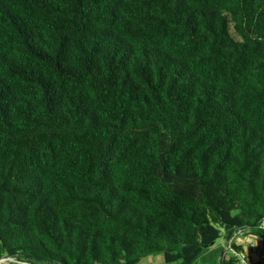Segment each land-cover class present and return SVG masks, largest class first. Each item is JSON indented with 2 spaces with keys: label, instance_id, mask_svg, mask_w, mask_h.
Listing matches in <instances>:
<instances>
[{
  "label": "trees",
  "instance_id": "obj_1",
  "mask_svg": "<svg viewBox=\"0 0 264 264\" xmlns=\"http://www.w3.org/2000/svg\"><path fill=\"white\" fill-rule=\"evenodd\" d=\"M217 227L264 237V0H0V258L195 264Z\"/></svg>",
  "mask_w": 264,
  "mask_h": 264
},
{
  "label": "crops",
  "instance_id": "obj_2",
  "mask_svg": "<svg viewBox=\"0 0 264 264\" xmlns=\"http://www.w3.org/2000/svg\"><path fill=\"white\" fill-rule=\"evenodd\" d=\"M226 233V231H225ZM233 240L232 242H235L238 246L241 247L242 253H244L248 259L253 260L255 263H264V237H258L257 235L253 234L249 229L244 230H233V234L231 236H227L226 246H228L229 240ZM215 242L213 243V245ZM211 246V248L213 247ZM230 247V246H229ZM229 247L226 248L225 251H232L229 249ZM163 257V256H162ZM148 257V261H156L157 264L160 262V256H157L156 258ZM139 263V262H138ZM137 263V264H138Z\"/></svg>",
  "mask_w": 264,
  "mask_h": 264
},
{
  "label": "rangeland",
  "instance_id": "obj_3",
  "mask_svg": "<svg viewBox=\"0 0 264 264\" xmlns=\"http://www.w3.org/2000/svg\"><path fill=\"white\" fill-rule=\"evenodd\" d=\"M217 228L220 230L221 236L220 237H217L214 240L215 244L213 245V247L210 248V249H208V250H206L201 255V257L199 259H197V261L195 262V264H207L211 260V257H210L211 252H214L216 249H221L222 250L221 252H223L224 246L226 244L227 236L225 234V230L224 229H221L219 227H217ZM232 241L233 240H231V239L229 240V242L227 244L228 246H226L225 249L230 246V244L232 243ZM226 254L229 255L230 253L227 251ZM157 256H160V262L158 264H164V260H163V257H162L161 254H157V255H147L144 258H141L139 260V263L138 264H157V262L155 260L152 261V262H149L148 259H147L148 257L156 258ZM152 258H150V259H152Z\"/></svg>",
  "mask_w": 264,
  "mask_h": 264
},
{
  "label": "built area",
  "instance_id": "obj_4",
  "mask_svg": "<svg viewBox=\"0 0 264 264\" xmlns=\"http://www.w3.org/2000/svg\"><path fill=\"white\" fill-rule=\"evenodd\" d=\"M232 255L237 258V264H252L249 262V260L245 257V255L241 253H236L234 251H231ZM0 264H32L30 262L21 260L19 258H16L14 256H4L0 258ZM258 264H264V263H258Z\"/></svg>",
  "mask_w": 264,
  "mask_h": 264
},
{
  "label": "water",
  "instance_id": "obj_5",
  "mask_svg": "<svg viewBox=\"0 0 264 264\" xmlns=\"http://www.w3.org/2000/svg\"><path fill=\"white\" fill-rule=\"evenodd\" d=\"M232 234H233V231L229 234V236H231ZM225 250H226V249L224 248V249H223V252H224ZM223 252H222V253H223Z\"/></svg>",
  "mask_w": 264,
  "mask_h": 264
},
{
  "label": "clouds",
  "instance_id": "obj_6",
  "mask_svg": "<svg viewBox=\"0 0 264 264\" xmlns=\"http://www.w3.org/2000/svg\"><path fill=\"white\" fill-rule=\"evenodd\" d=\"M231 252V251H230Z\"/></svg>",
  "mask_w": 264,
  "mask_h": 264
}]
</instances>
